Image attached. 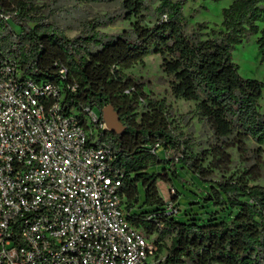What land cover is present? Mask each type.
I'll list each match as a JSON object with an SVG mask.
<instances>
[{
    "label": "trees",
    "instance_id": "16d2710c",
    "mask_svg": "<svg viewBox=\"0 0 264 264\" xmlns=\"http://www.w3.org/2000/svg\"><path fill=\"white\" fill-rule=\"evenodd\" d=\"M95 1H110L116 10L69 38L43 17L35 0H0L2 55L22 78L62 83L68 113L83 118L85 107L101 111L108 104L118 112L124 134L105 131L99 141L112 149L128 221L155 237L166 264H264V186L250 185L247 171L226 176L231 149L242 160L255 159L254 166L264 163V81L243 78L232 57L236 45L259 35L264 60V0H231L221 10L220 30L205 22L190 26L188 0ZM118 20L129 27L99 30ZM152 54L161 58L171 95L194 102L196 116L211 131L206 149L193 152L190 138L182 139L173 126L165 99L151 98L144 91L148 82L124 74ZM181 171L209 184L213 211L203 223L177 219L175 198L168 203L160 195L158 181L181 182ZM172 191L179 195L175 186Z\"/></svg>",
    "mask_w": 264,
    "mask_h": 264
},
{
    "label": "built area",
    "instance_id": "2783aa9c",
    "mask_svg": "<svg viewBox=\"0 0 264 264\" xmlns=\"http://www.w3.org/2000/svg\"><path fill=\"white\" fill-rule=\"evenodd\" d=\"M63 99L0 51V264H166L127 219L101 111Z\"/></svg>",
    "mask_w": 264,
    "mask_h": 264
},
{
    "label": "rangeland",
    "instance_id": "374dc122",
    "mask_svg": "<svg viewBox=\"0 0 264 264\" xmlns=\"http://www.w3.org/2000/svg\"><path fill=\"white\" fill-rule=\"evenodd\" d=\"M40 6L42 15L49 23L54 24L64 31L69 38L76 36L87 24L95 17H100L116 10L115 4L110 1H86V0H35ZM231 0H221L211 2L210 0H188L184 7V13L190 26L196 23L205 22L208 29H221V10L229 5ZM145 24H151L147 19ZM129 21H117L108 24L105 27H99L103 33H117L128 28ZM257 36L251 37L248 41L235 46L232 57L238 67V72L243 78L256 79L264 81V60L256 44ZM124 74L134 80L148 82L145 93L151 98L161 100L165 99L166 104L172 109V122L176 127L177 133L181 138H190L193 152L197 153L206 149L213 141L212 133L208 126L202 123L195 113V103L177 99L171 95L168 83L163 80L165 77L161 68V58L159 55L152 54L146 57L143 62L134 65L125 70ZM260 111L264 113V91L259 101ZM251 145V143H250ZM232 164L229 166L226 176L245 175L249 184H258L264 186V163L254 166L255 159L248 158L242 160L235 149H231ZM164 158V154L161 153ZM264 157V156H263ZM163 174V172H161ZM181 182L173 180L170 183L158 181V189L161 197L170 203L175 198L174 204L178 205L176 218L181 221L194 220L203 223L213 211V205L207 201V192L209 184L202 181L194 174L181 171ZM220 173L215 171V176L220 177ZM174 182V184H173ZM177 190V196L174 195L172 188ZM175 196V197H174Z\"/></svg>",
    "mask_w": 264,
    "mask_h": 264
},
{
    "label": "water",
    "instance_id": "95a60500",
    "mask_svg": "<svg viewBox=\"0 0 264 264\" xmlns=\"http://www.w3.org/2000/svg\"><path fill=\"white\" fill-rule=\"evenodd\" d=\"M101 115L108 131L117 135L124 134L126 126L122 123L118 112L111 104H108L101 109Z\"/></svg>",
    "mask_w": 264,
    "mask_h": 264
}]
</instances>
